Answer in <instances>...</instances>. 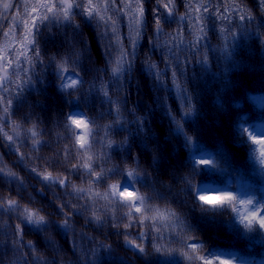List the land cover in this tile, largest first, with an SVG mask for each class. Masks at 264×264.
<instances>
[{"label":"trees","instance_id":"1","mask_svg":"<svg viewBox=\"0 0 264 264\" xmlns=\"http://www.w3.org/2000/svg\"><path fill=\"white\" fill-rule=\"evenodd\" d=\"M3 2L0 0V13L4 11ZM10 2L14 7L9 12L15 15L17 8L23 11L24 3L34 5L36 0ZM185 2L176 0V18L164 26L166 33L185 23L179 19L185 12ZM242 3L254 17L251 21H240L238 16L231 22L215 16L207 19V36L200 47V54L208 56L207 64L195 63L193 50L187 44L192 37L185 33L184 51L177 53L181 56V68L185 69L182 86L191 98V112L185 119L180 115L185 107L180 92L171 89L168 82L157 85L142 71L146 56H151L160 68L165 66L160 59L164 52L157 48L153 54L148 45L149 37L155 39L151 12L154 0H144L146 24L135 48L133 67L118 79L112 77L111 64L105 71L103 45L107 41L96 39L95 23L85 27L82 18L76 17L75 23L80 25L82 33L75 36L76 46L84 48L87 44L88 48L75 64L70 63L69 71L78 72L84 81L72 96L59 88L61 81L57 78L56 65L70 51L66 40L74 35L73 28L50 25L42 29L39 43L44 64L29 73L34 77L30 84L22 85L18 93H11L10 112L0 113L6 117V123L0 126L16 139V143L10 145L6 137H0V163L19 177L0 175V194L18 200L21 209L25 206L43 209L41 214L49 223L39 231L22 225L25 245L21 246L15 242L18 237L13 235L15 226L21 223L19 213L0 212V264L30 262L34 254L27 247L28 241L49 264L53 260L56 264H85V254L91 257V249L99 244L106 246L97 251L95 259L100 264H199V261H189L185 255L192 254L187 246L192 243L202 244L205 251L219 248L224 254L236 252L244 257L245 264H264L261 235L249 234L254 237L251 240L238 238L236 230L243 232V226L238 221L236 226L229 223L233 218L230 209L223 213L203 212L201 207L207 206L193 199L194 187L201 183L234 195L248 191L258 200L264 197V172L251 157L249 145L239 143L237 131L241 121L249 126L264 125V9L259 6L260 0H242ZM222 4L227 6L228 0H211L209 6ZM6 23L11 26L10 20ZM19 25L18 35L23 32L22 19ZM221 27L237 32L228 59L219 51L227 35L220 32ZM121 31L127 32V29ZM5 48L7 43L0 35V50ZM185 57L189 60L186 66ZM20 76L24 77V73ZM9 78L16 79L11 74ZM101 84L109 87V97L103 95ZM109 99L119 101L121 124L112 123L116 113L110 112ZM169 108L181 119L180 134H176L175 124L170 120ZM70 110L83 112L86 118L95 121L97 142L90 141L87 153L79 149L73 130L66 127ZM105 125L111 127L106 129ZM33 129L40 141L35 149ZM186 136L191 142H185ZM88 155L93 157L91 163L95 172L103 170L105 174L97 184L89 183L92 177L83 167L73 168L86 161ZM200 158L210 163L203 165L199 163ZM32 168H37L41 175L50 172L53 176L67 177L69 186L44 181ZM131 169L140 173L134 185L137 194L147 197L142 212L136 216L155 215L157 209L170 210L182 222L183 228L180 224L162 227L164 239L160 252L154 250L155 241L150 238L144 245V253L124 244L125 237L118 233L125 231L127 207L98 198L94 202L88 198L90 194L75 191V188H91L93 192L104 193L127 177ZM94 212L101 217L100 222L93 219ZM62 213L69 214L67 230L57 227L63 222ZM116 221H121L119 228L112 227ZM166 223L160 221L162 226ZM128 231L135 235L144 229ZM156 235L153 228L151 236Z\"/></svg>","mask_w":264,"mask_h":264},{"label":"snow or ice","instance_id":"2","mask_svg":"<svg viewBox=\"0 0 264 264\" xmlns=\"http://www.w3.org/2000/svg\"><path fill=\"white\" fill-rule=\"evenodd\" d=\"M19 3L20 0H17V4ZM210 4L211 0H186L185 12L179 16V19L185 23L182 27H178L173 32L168 33L164 31V26L172 23L176 18V0H154V7L151 9L155 39L149 37L148 45L153 54L157 48L164 52L160 59L165 66L160 68L159 64L151 59V56H146L143 61L142 71H145L146 75L151 76L157 85L168 82L171 85V89L180 92L182 103L185 106L184 111L180 114L181 119H185L191 112V98L187 89L182 86L185 69L181 68V56L177 54L184 51L186 43L185 33L192 37L191 40L187 41V44L189 49L193 50L195 63L203 65L208 63V56L206 53L200 54V47L207 36L206 21L209 17L215 16L218 20L230 22L237 16L240 21H251L254 18L250 10L243 6L242 0H228L227 6L222 4L214 8L210 7ZM259 6L264 9V0H260ZM13 7L14 5L10 0H4L2 3L4 11L0 13V35L5 38L7 43V48L0 50V113L8 114L10 112L12 105L11 93H18L22 85L30 84L34 77L29 75V73H34L37 67L44 64L39 39L42 29L50 25L71 26L73 28L74 35L66 40L70 51L57 63L56 74L58 80L61 81L59 88L62 91L67 92L69 96H72L74 91H79L84 81L79 77L78 72H70L69 66L70 63L75 64L82 53L87 51L88 45L86 44L84 48H77L76 46L75 36H82L79 31L80 25L75 23L77 16L82 18L85 27L95 23V27L98 29L96 39L101 42L107 41L103 45L106 56L105 71H107V65L111 64L112 77L117 79L121 74L131 72L135 59V48L146 24L144 0H87L86 4L85 0H36L34 5L24 3L23 11L17 8L15 15L9 12V9H13ZM21 19L23 20V32L18 35L17 29L20 26L19 22ZM6 20L11 21V26L6 23ZM5 28L8 30L5 31ZM123 28H126L127 32H122L121 29ZM220 32L222 34L227 32L219 51L224 59H228L232 42L237 40V32L232 28L225 29L223 27H221ZM81 43H83V40ZM14 44L15 47L13 46ZM114 53L115 55H113ZM183 63L185 66L189 63L187 57L184 58ZM20 73H24V77H21ZM10 74L16 79H10ZM66 81L70 82L65 83ZM100 88L103 95L109 97V87L101 84ZM109 103L110 112L114 110L116 113L112 123L121 124L122 116L119 101L113 102L109 99ZM168 114L171 122L175 124L176 134H180L182 132L181 119H177L170 108L168 109ZM67 122L66 127H70L73 130L79 149L85 153L89 152L90 141L93 143L97 142L95 121L86 118L83 112L70 110L67 114ZM3 123H6V117L0 115V125ZM110 127L111 125H105L106 129ZM81 129L86 131H79ZM237 131L240 137L239 143L241 145H249L251 157L258 161L262 172H264V125L249 126L246 122L241 121ZM0 137H6L10 145L16 143L14 136L9 135L3 126H0ZM32 137L34 138L33 149H35L40 141L37 138L38 133L34 129L32 130ZM185 142H191V138L186 136ZM109 146H111V142ZM16 151H19V148ZM20 158H24L23 154H21ZM92 160L93 157L88 155L86 161L82 164L73 165V168L83 167L87 175L92 177L89 183L97 184L104 178L105 174L103 170L95 172L91 163ZM199 163L207 165L210 161L206 158H200ZM31 171L44 181H53L65 188L69 186L70 181L67 177L53 176L50 172H45L41 175L37 168H32ZM0 175H10L19 179L16 173L11 172L2 163H0ZM139 175L140 173L137 169L129 170L127 177L121 182L111 185L109 191L104 193L93 192L91 188H75V191L90 194L88 198L94 202L98 198L108 201L109 204L127 207L129 211L125 215L128 222L123 224L125 231L118 233L125 237L124 244L133 251L138 250L144 253L146 251L144 245L150 238L155 241L152 245L154 250L160 252L163 250L161 241L164 239L162 227L172 228L180 224L181 228H183V225L176 217V213L170 210L161 212L157 209L155 210V215L142 214L140 217L136 216V213L142 212L147 199V197L137 194L134 186ZM193 199H198L200 205L207 206L201 207L203 212L223 213L230 209L233 218L229 223L236 226L238 221L243 226V232L240 229L236 230L237 237L241 239L247 237L251 240L254 237L249 234L255 233L262 236L261 243H264V197L258 200L248 191H240L234 195L224 189L201 183L194 187ZM61 207H65V205ZM11 211L19 213V218L21 219V223L15 226L13 234L18 237L15 242L21 246L25 245L22 225L33 226L39 231L42 228H46L49 223L47 217L41 214L43 209L27 206L21 209L18 200L4 197L0 194V212L7 214ZM146 211H152V209H146ZM62 216L63 222L57 227L67 230L69 214L62 213ZM93 219L97 222L101 221V217L95 212L93 213ZM148 221L152 223L149 224L147 223ZM160 221H167V223L162 226ZM120 224L121 221H116L112 224V227L119 228ZM133 228H143L144 231L133 235L132 232L128 231V229ZM153 228L156 229V236H151ZM187 246L191 248L192 252V254L185 253L189 261H199V264H245L244 257L239 256L236 252L224 254L225 251L219 248H208L205 251L202 244L199 243H192ZM27 247L34 255H32L31 261L26 260L25 264H49L47 258L38 253L31 241L27 242ZM105 247V245L99 244L91 249V257L86 253L84 256L85 264H100L95 257L97 251L103 250ZM198 252L201 254L196 255ZM51 264H56V262L53 260Z\"/></svg>","mask_w":264,"mask_h":264},{"label":"rangeland","instance_id":"3","mask_svg":"<svg viewBox=\"0 0 264 264\" xmlns=\"http://www.w3.org/2000/svg\"><path fill=\"white\" fill-rule=\"evenodd\" d=\"M67 82H70V81H66V83H67ZM80 131H85V130H84V129H81ZM129 190L131 191V189H129Z\"/></svg>","mask_w":264,"mask_h":264}]
</instances>
